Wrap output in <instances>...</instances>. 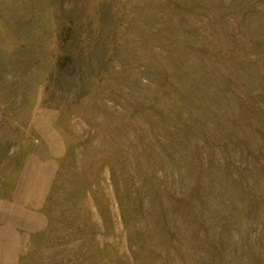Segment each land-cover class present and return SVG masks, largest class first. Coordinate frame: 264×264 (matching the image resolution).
I'll return each instance as SVG.
<instances>
[{"label": "rangeland", "instance_id": "obj_1", "mask_svg": "<svg viewBox=\"0 0 264 264\" xmlns=\"http://www.w3.org/2000/svg\"><path fill=\"white\" fill-rule=\"evenodd\" d=\"M0 264H264V0H0Z\"/></svg>", "mask_w": 264, "mask_h": 264}]
</instances>
